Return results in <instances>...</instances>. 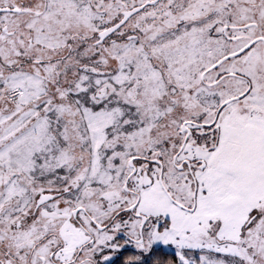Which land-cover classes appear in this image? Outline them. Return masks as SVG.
<instances>
[{
    "label": "snow or ice",
    "instance_id": "6c2138e0",
    "mask_svg": "<svg viewBox=\"0 0 264 264\" xmlns=\"http://www.w3.org/2000/svg\"><path fill=\"white\" fill-rule=\"evenodd\" d=\"M0 264H264V0H0Z\"/></svg>",
    "mask_w": 264,
    "mask_h": 264
}]
</instances>
